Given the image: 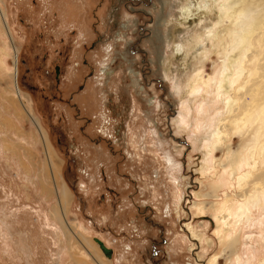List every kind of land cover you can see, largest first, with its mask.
<instances>
[{
    "label": "rangeland",
    "instance_id": "374dc122",
    "mask_svg": "<svg viewBox=\"0 0 264 264\" xmlns=\"http://www.w3.org/2000/svg\"><path fill=\"white\" fill-rule=\"evenodd\" d=\"M176 1L0 0V264H264V28Z\"/></svg>",
    "mask_w": 264,
    "mask_h": 264
},
{
    "label": "bare ground",
    "instance_id": "6f19581e",
    "mask_svg": "<svg viewBox=\"0 0 264 264\" xmlns=\"http://www.w3.org/2000/svg\"><path fill=\"white\" fill-rule=\"evenodd\" d=\"M219 1L220 0H178L175 3H173L175 5V8L177 9V11L173 15L174 16L173 22L177 23L178 25L183 26V25H188L189 23H191L193 21V19H199L200 20L201 19L200 15L202 13H205L206 10H210L211 7H216V4H219ZM232 5H234L233 6L234 7L233 8L234 15H236L238 13L240 17H243V14L248 13V14L253 16L251 18L252 22L250 23L251 28H248L247 29L248 31H246L244 34L239 36V41L241 43H245L246 40L249 39L248 40V44H249L248 46L251 47L252 45L255 44V39H258V37L261 36L260 28H264V22H263V18H262V16H264V14H260L258 12L253 14L252 12L254 10L260 11V9L263 8L264 0H228L224 4H221V6H219V7L229 9ZM223 13H222V17L225 16L226 12L224 14ZM222 17L220 19H222ZM236 17H237V15H236ZM167 38L169 41L171 51H174V52H176L175 54H177L176 57H183L185 55L184 43L177 42V40L176 41L171 40V34L169 31H167ZM233 57L234 56L230 55V57L228 58L230 63H232ZM16 73H17V68L14 69V73H13L14 78H16ZM253 76L255 78H258L260 75L258 73H256V74H253ZM255 78H254V80H255ZM225 84H226V82H225ZM222 87L225 88L224 84L222 85ZM229 106L232 108V111L236 110V107L233 104L230 103ZM233 115L235 116L236 114H233ZM225 119H227V117H225V118L223 117L221 119L222 125L220 126V129H222V130L226 126V124H224ZM43 136L45 137L44 133H43ZM64 192L66 195H68V192L66 191V189L64 190ZM244 208L246 210L247 206H244ZM228 209L230 210V208H228ZM239 210H240V212H243L244 209H243V207H241V208H239ZM111 256H112V254H111Z\"/></svg>",
    "mask_w": 264,
    "mask_h": 264
},
{
    "label": "water",
    "instance_id": "95a60500",
    "mask_svg": "<svg viewBox=\"0 0 264 264\" xmlns=\"http://www.w3.org/2000/svg\"><path fill=\"white\" fill-rule=\"evenodd\" d=\"M6 26V25H5ZM17 87V85H16ZM94 241L98 244L100 250L104 254V256L110 258L112 254V249L107 247L99 238L94 237Z\"/></svg>",
    "mask_w": 264,
    "mask_h": 264
},
{
    "label": "flooded vegetation",
    "instance_id": "af4514ba",
    "mask_svg": "<svg viewBox=\"0 0 264 264\" xmlns=\"http://www.w3.org/2000/svg\"><path fill=\"white\" fill-rule=\"evenodd\" d=\"M55 71H56V76H58V74H59V67L58 66H56Z\"/></svg>",
    "mask_w": 264,
    "mask_h": 264
}]
</instances>
